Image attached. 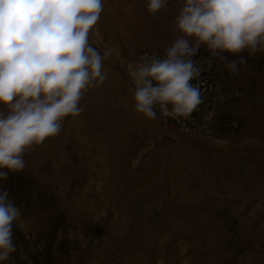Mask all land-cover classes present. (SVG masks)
Instances as JSON below:
<instances>
[{
  "label": "rangeland",
  "instance_id": "rangeland-1",
  "mask_svg": "<svg viewBox=\"0 0 264 264\" xmlns=\"http://www.w3.org/2000/svg\"><path fill=\"white\" fill-rule=\"evenodd\" d=\"M146 2L103 0L89 43L108 53L106 78L0 181L22 212L3 264H264V52H242L233 74L239 56L202 47L198 109L149 120L128 65L163 58L181 5L153 16Z\"/></svg>",
  "mask_w": 264,
  "mask_h": 264
},
{
  "label": "clouds",
  "instance_id": "clouds-1",
  "mask_svg": "<svg viewBox=\"0 0 264 264\" xmlns=\"http://www.w3.org/2000/svg\"><path fill=\"white\" fill-rule=\"evenodd\" d=\"M178 2V35L163 58L145 54L128 65L134 110L149 120L158 119L157 106L174 119L198 109L203 96L191 81L201 74L193 57L202 47L221 59L239 56L227 62L233 74L247 63L242 52H264V0ZM168 3L147 0L146 9L155 16ZM102 10L103 0H0V181L23 171L26 151L57 136L64 118L84 111V93L106 78L108 53L89 43ZM21 217L0 188V264L16 251L13 227Z\"/></svg>",
  "mask_w": 264,
  "mask_h": 264
}]
</instances>
